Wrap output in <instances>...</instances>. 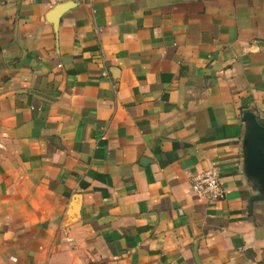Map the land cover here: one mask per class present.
I'll use <instances>...</instances> for the list:
<instances>
[{"label": "crops", "instance_id": "0c3cea01", "mask_svg": "<svg viewBox=\"0 0 264 264\" xmlns=\"http://www.w3.org/2000/svg\"><path fill=\"white\" fill-rule=\"evenodd\" d=\"M69 3L0 0V264H264V0Z\"/></svg>", "mask_w": 264, "mask_h": 264}, {"label": "water", "instance_id": "95a60500", "mask_svg": "<svg viewBox=\"0 0 264 264\" xmlns=\"http://www.w3.org/2000/svg\"><path fill=\"white\" fill-rule=\"evenodd\" d=\"M69 4V2L57 4L52 9V13L62 12L69 8ZM242 121L244 122L243 172L254 192L248 201L251 210L254 203L264 202V124L247 109L242 113Z\"/></svg>", "mask_w": 264, "mask_h": 264}, {"label": "built area", "instance_id": "2783aa9c", "mask_svg": "<svg viewBox=\"0 0 264 264\" xmlns=\"http://www.w3.org/2000/svg\"><path fill=\"white\" fill-rule=\"evenodd\" d=\"M83 0H47L50 6L63 2H79ZM220 170L212 166L202 172L195 174L190 183L191 193L201 199L212 203L220 200L224 193L220 183Z\"/></svg>", "mask_w": 264, "mask_h": 264}]
</instances>
